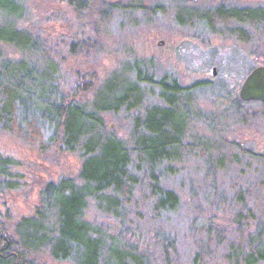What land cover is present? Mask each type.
Segmentation results:
<instances>
[{
    "label": "rangeland",
    "instance_id": "1",
    "mask_svg": "<svg viewBox=\"0 0 264 264\" xmlns=\"http://www.w3.org/2000/svg\"><path fill=\"white\" fill-rule=\"evenodd\" d=\"M68 2L14 0L0 6V62L21 60L33 71H46L47 100L56 92L70 96L87 83L90 88L77 98L90 105L95 88L108 81L137 86L141 112L161 105V81H176L186 88L178 96L189 99L176 107L182 134L170 159L145 166L131 151L126 195L118 193L115 200L111 188L86 195L80 219L101 244L98 264H116V256H126V264H228V253L244 247L256 230L253 223L236 225L237 210L248 207L260 218L264 205V103L237 95L249 70L264 64V32L257 23L238 26L220 19L209 25L208 16L220 5L264 6V0H87L80 14ZM232 26L247 38L225 31ZM13 36H27L30 44L17 47ZM85 36L93 37L82 45ZM37 44L46 47L45 56ZM137 67L149 81L138 79ZM23 95L19 120L35 119L48 141L53 130L44 121L39 95L33 90ZM133 112L122 105L105 111L106 135L134 146L143 128L139 122L133 135ZM54 144L41 150L0 128V154L9 160L8 181L14 184L0 191V226L18 244L27 225L20 223L27 219L39 220V229L53 235L55 209L36 214L47 206L42 190L48 182L76 178L80 168L78 151ZM150 175L176 194L174 207L154 206ZM25 254L38 264H78L74 257L54 258L47 246Z\"/></svg>",
    "mask_w": 264,
    "mask_h": 264
},
{
    "label": "trees",
    "instance_id": "2",
    "mask_svg": "<svg viewBox=\"0 0 264 264\" xmlns=\"http://www.w3.org/2000/svg\"><path fill=\"white\" fill-rule=\"evenodd\" d=\"M13 1L0 0V6L11 5ZM68 3L78 14L88 6L87 0H69ZM208 19L209 25H212L215 20L222 21V24L233 21L235 22L233 25L238 26L257 23L264 32V6L225 7L220 5L208 16ZM234 27H229L225 31L228 30L233 35L240 33L241 37L238 36V38L242 40L247 38L243 30L238 31ZM24 37L13 36L11 37L13 40L10 41L17 47L24 48L30 44L27 36ZM92 37L85 36L79 43L86 44L85 42ZM74 43L75 41L71 43L72 47ZM36 48L42 56L48 52L43 44H37ZM0 63V128L22 137L41 150L58 142L57 145L64 149L78 151L82 158L76 178L65 177L56 183L48 182L42 190L43 203L47 202V206L38 208L36 214L48 215L49 207L55 209L53 222L54 226L56 224V230L54 228L53 235L49 236L39 229L42 225L39 220L27 219L20 223L21 226L27 225L20 234L23 239L18 244L8 236L4 237L3 227L0 226V264H38L26 256L25 250H36L43 246L48 247L49 253L54 258L74 257L78 264H98L101 244L90 236L88 221L80 219L86 195H99L95 192L109 188L117 192L113 196L115 200L118 193L126 195L132 185V179L127 174L131 151L143 157L142 163L145 166L172 157L173 152L170 149L174 148L182 134L178 127L181 118L176 107L182 102L186 103L185 100H189L184 98L182 101L178 93H183V89L186 88L180 87L176 81L172 84L161 81L159 94L161 105L145 106L144 112L138 108L143 98L137 86L126 84L122 87L114 81L104 82L96 87L90 105L87 101L83 102L77 98L80 91L84 93L90 88L86 85L87 83L82 90H79L80 86H78L70 96L59 95L60 93L57 96L56 92L55 96L47 100L45 93L48 86L45 81L48 80L46 79L48 74L46 71H33L31 66H27L21 60L12 61L7 58L2 59ZM136 75L139 80L149 81L147 72L142 74L139 67L136 68ZM32 90L39 95L42 116L53 130L48 141L43 136L41 125L35 119L28 118L23 124L19 120L21 114L17 108L18 102L22 100L24 92ZM117 105L124 106L130 113L134 111L132 113L133 116L135 115L133 135L136 133L139 122L143 128L144 132L135 136L138 141L134 146L128 147L121 139L108 137L104 132L103 113L115 109ZM139 116H143L142 119ZM255 154L260 155L258 152ZM7 166H9V160L0 154V191L4 187L14 185L13 182L8 181ZM154 177L150 175V181L155 180ZM152 185L150 196L157 195L154 200L156 208L175 206L177 196L174 192L161 189L156 180ZM87 186L93 188L94 192H85ZM238 199L241 198L238 197ZM260 213L261 217L258 218V215L255 216L253 210L248 207L237 210L234 216L236 225L243 228L253 223L256 230L249 232L251 240H248L244 247L241 249L237 247L228 253V260L231 261L228 264H256L264 260V205L260 208ZM125 257L116 256V264H126L127 257Z\"/></svg>",
    "mask_w": 264,
    "mask_h": 264
},
{
    "label": "water",
    "instance_id": "3",
    "mask_svg": "<svg viewBox=\"0 0 264 264\" xmlns=\"http://www.w3.org/2000/svg\"><path fill=\"white\" fill-rule=\"evenodd\" d=\"M237 95L245 101L258 100L264 103V64L256 65L249 70L239 85Z\"/></svg>",
    "mask_w": 264,
    "mask_h": 264
}]
</instances>
